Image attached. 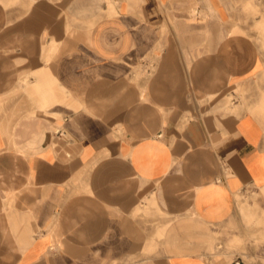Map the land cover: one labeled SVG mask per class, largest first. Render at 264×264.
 <instances>
[{"label": "crops", "instance_id": "obj_1", "mask_svg": "<svg viewBox=\"0 0 264 264\" xmlns=\"http://www.w3.org/2000/svg\"><path fill=\"white\" fill-rule=\"evenodd\" d=\"M229 0H0V264H236L208 236L264 190L258 75Z\"/></svg>", "mask_w": 264, "mask_h": 264}, {"label": "rangeland", "instance_id": "obj_2", "mask_svg": "<svg viewBox=\"0 0 264 264\" xmlns=\"http://www.w3.org/2000/svg\"><path fill=\"white\" fill-rule=\"evenodd\" d=\"M229 2L235 32L249 36L264 60V0ZM222 104L239 114H252L264 126V68L254 78L232 88ZM213 231L214 237L209 235L207 240L211 254L230 263L264 264V190L251 188L237 195L233 215Z\"/></svg>", "mask_w": 264, "mask_h": 264}]
</instances>
